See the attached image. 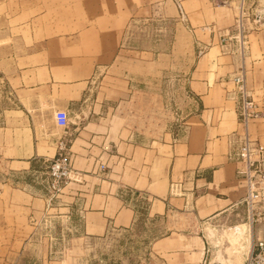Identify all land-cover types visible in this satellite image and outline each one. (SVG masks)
I'll list each match as a JSON object with an SVG mask.
<instances>
[{
  "label": "crops",
  "instance_id": "1",
  "mask_svg": "<svg viewBox=\"0 0 264 264\" xmlns=\"http://www.w3.org/2000/svg\"><path fill=\"white\" fill-rule=\"evenodd\" d=\"M259 9L264 19V0ZM66 16L59 22L75 21ZM75 33L60 35L59 31L58 38L48 42H108L107 37L87 39ZM5 43L0 42V87L18 105L14 113L19 120L0 127V167L9 174L24 175L51 160L62 133L53 113L66 109L72 121V164L78 174L59 196L55 213L68 222L67 229L78 240L86 243L133 228L140 219L141 195L149 201L147 217L163 221L164 234L152 245L159 263H245L252 244L264 234V222L252 223L246 207L238 205L246 184L237 177V170L244 165L231 160L229 154L244 130L234 103L226 97L220 68L210 63L195 67L189 81L194 110L184 126L161 142L140 143L137 132L124 129L122 115L92 113V109L113 110V105L92 100L97 71L106 72L107 77L115 69L116 79L109 90L116 94L123 90L124 73L117 71L120 62L115 47L92 52L86 46L79 53L52 54L39 40L19 51L10 50ZM254 45L264 59V25L252 36L251 48ZM61 58L70 59L66 68L53 67L47 61ZM255 68L251 66L249 73H258ZM118 107L116 103V110ZM41 109L47 110V117L39 115ZM248 133L264 144V123L251 124ZM3 188L5 204L12 212L39 215L45 205L42 192L25 183ZM231 231L233 235H229ZM34 264L83 263L73 259L37 260Z\"/></svg>",
  "mask_w": 264,
  "mask_h": 264
},
{
  "label": "rangeland",
  "instance_id": "2",
  "mask_svg": "<svg viewBox=\"0 0 264 264\" xmlns=\"http://www.w3.org/2000/svg\"><path fill=\"white\" fill-rule=\"evenodd\" d=\"M68 4L73 7L67 9ZM259 5L260 0H0V42L7 41L5 45L10 50L19 51L39 40L52 54L79 53L86 46L92 52L115 47L120 62L117 71L124 73L123 90L118 94L109 90V84L116 79L115 69L107 77L106 72L97 71L92 100L113 105V110L92 109V113L122 115L124 129L137 132L140 143L161 142L184 126L194 110L191 72L197 66L213 64L220 68L226 97L234 103L245 135L238 108L242 96H247L264 115V59H260L255 45L251 48L252 36L264 25ZM64 14L75 21L59 22ZM59 31L60 35L76 31L74 35L87 39L107 37L108 42H48L53 37L57 39ZM252 55L256 59H250ZM47 61L53 67L59 64L66 68L70 59ZM251 66L258 73L250 74ZM116 103L120 106L117 110ZM16 110L19 108L10 92L0 87V127L19 120ZM57 110L54 122L62 133L56 155L60 141L65 139L70 141L72 159V135L69 128L58 127ZM39 115L45 118L48 112L41 109ZM69 122L70 127V114ZM256 122L264 123V116L251 122L248 132ZM56 155L24 175L9 174L0 167V264L73 259L83 264H161L152 245L164 234V225L162 219L147 217L149 201L145 196H138L144 200L139 204L140 219L133 228L86 243L67 229L68 222L61 220L55 210L53 215L57 217L52 223L39 224L46 201L39 215L11 211L5 204L4 185L25 183L42 192L45 200L47 167ZM73 178L67 180L62 192ZM62 192L56 199L57 206Z\"/></svg>",
  "mask_w": 264,
  "mask_h": 264
},
{
  "label": "built area",
  "instance_id": "3",
  "mask_svg": "<svg viewBox=\"0 0 264 264\" xmlns=\"http://www.w3.org/2000/svg\"><path fill=\"white\" fill-rule=\"evenodd\" d=\"M239 116L245 127V135L234 149L229 158L243 163L244 167L237 170V177L246 184V191L238 205H244L252 223L264 222V144L250 137L247 128L253 121L263 118L256 105L242 96L239 103ZM55 119L58 127L63 130L69 128V114L65 110H57ZM69 140H62L58 145L56 158L47 167L45 190L46 205L39 222L52 223L57 216L53 215L55 202L62 192L64 184L78 173L73 169L72 159L69 156ZM104 169V165H102ZM244 264H264V234L252 244L249 255Z\"/></svg>",
  "mask_w": 264,
  "mask_h": 264
},
{
  "label": "bare ground",
  "instance_id": "4",
  "mask_svg": "<svg viewBox=\"0 0 264 264\" xmlns=\"http://www.w3.org/2000/svg\"><path fill=\"white\" fill-rule=\"evenodd\" d=\"M243 226H244V225H243ZM243 228H244V227H243ZM236 229L239 230V228H236ZM240 229H241V228H240ZM232 230H233V229H232ZM244 230H245V228H244ZM234 231H237V230L234 229ZM242 232H243V231H242ZM244 232H245V231H244ZM236 233H237V232H236ZM246 234H248V233L245 232V235H246ZM229 235H233V234H232V231H231V234H229ZM239 235H240V234H239ZM209 236H210V235H209ZM240 236H241V235H240ZM232 237H233V236H232ZM241 238H243V237H241ZM239 239H240V237H239Z\"/></svg>",
  "mask_w": 264,
  "mask_h": 264
}]
</instances>
